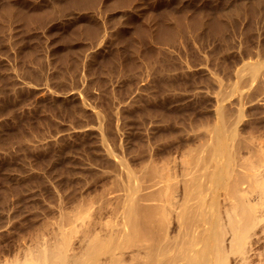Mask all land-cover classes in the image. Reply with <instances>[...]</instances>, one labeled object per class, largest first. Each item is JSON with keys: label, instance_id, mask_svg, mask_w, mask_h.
Here are the masks:
<instances>
[{"label": "rangeland", "instance_id": "374dc122", "mask_svg": "<svg viewBox=\"0 0 264 264\" xmlns=\"http://www.w3.org/2000/svg\"><path fill=\"white\" fill-rule=\"evenodd\" d=\"M263 68L264 0H0V264H237Z\"/></svg>", "mask_w": 264, "mask_h": 264}, {"label": "bare ground", "instance_id": "6f19581e", "mask_svg": "<svg viewBox=\"0 0 264 264\" xmlns=\"http://www.w3.org/2000/svg\"><path fill=\"white\" fill-rule=\"evenodd\" d=\"M247 62V61H246ZM245 62V63H246ZM249 63V62H248ZM255 65L252 66V70H253V73L255 74V76H258L260 74V68L258 67H254ZM262 68V67H261ZM264 69V68H263ZM258 148V147H257ZM261 148V147H260ZM263 149V148H262ZM261 150V149H260ZM253 152V151H252ZM263 152V151H262ZM222 154V153H221ZM260 154V153H259ZM217 155V154H215ZM235 155V154H234ZM248 155V154H247ZM262 155V154H261ZM242 156V154H241ZM260 156V155H259ZM217 157V156H216ZM223 157V154L222 156ZM253 157V156H252ZM258 157V156H257ZM256 157V158H257ZM261 157V156H260ZM264 157V156H263ZM235 158V157H233ZM248 158V157H247ZM250 158V157H249ZM254 158V157H253ZM218 159V158H216ZM220 159V158H219ZM230 159V158H229ZM228 159V160H229ZM237 159V158H236ZM236 159H235V162H236ZM251 159V158H250ZM228 160L226 161V159L224 161H226L228 163ZM216 161V160H215ZM238 161H241V158L238 160ZM237 161V162H238ZM243 161H244V158H243ZM258 161V160H256ZM260 161V160H259ZM221 162V161H220ZM232 162V161H231ZM230 162V163H231ZM241 162H239L240 164ZM244 163V162H243ZM246 163V161H245ZM217 164V163H216ZM256 164V162H255ZM215 165V164H214ZM223 165V164H222ZM232 165V164H231ZM234 165H237V164H234ZM233 165V166H234ZM248 165L250 166L249 168L252 170V173L245 177L244 175L239 178L236 182H234V186H233V199L235 201V205L232 209L231 214L232 215V225H233V229L232 231L234 233L233 236L231 237L230 235V238L226 236V239L229 240L230 242L232 243H239V253H238V256H237V264H253V259H254V249L252 247V245H248L250 244L249 243V238L251 237L250 236V233L248 234V229L249 228H258L260 227L261 229V232L264 234V190H263V187H262V190L263 192H255L252 188L255 187V185L253 186V184L255 183H258V180L260 179L259 177L263 176L261 175L262 171L261 169L256 168V166L254 165V163L252 162H249ZM247 165V166H248ZM257 165V164H256ZM260 165V164H258ZM228 166V165H227ZM241 166V165H240ZM239 165L238 166H235V167H240ZM243 166V164H242ZM234 167V168H235ZM245 167V166H244ZM237 169V168H236ZM229 171V170H228ZM250 171V170H249ZM247 171V172H249ZM236 172V171H235ZM242 172V171H241ZM244 172V171H243ZM251 172V171H250ZM229 173V172H228ZM237 174V173H236ZM264 174V173H262ZM240 175V174H239ZM234 176V175H233ZM241 176V175H240ZM237 178V177H236ZM234 178V179H236ZM264 180V179H263ZM264 182V181H263ZM262 185V184H261ZM260 186V185H259ZM259 188V187H258ZM260 189V188H259ZM210 191V189L208 190ZM208 195L210 197V194L208 192ZM205 196V194H204ZM207 196V195H206ZM208 197V196H207ZM201 198H203L201 196ZM205 199V198H204ZM232 199V200H233ZM259 199V201L257 202V200ZM254 200V203L253 201ZM256 200V202H255ZM233 203V202H232ZM233 207V205H232ZM231 216V215H230ZM231 220V219H230ZM251 228V229H252ZM256 230V229H255ZM261 235V234H260ZM259 235V236H260ZM261 237V236H260ZM225 238V237H224ZM251 239V238H250ZM264 239V238H263ZM226 241V240H225ZM235 241V242H234ZM222 242V240L220 241ZM196 243H194L195 245ZM221 244V243H220ZM219 244V245H220ZM225 244V243H224ZM193 245V244H192ZM191 245V246H192ZM193 245V246H194ZM197 245V244H196ZM234 245V244H233ZM222 246V249H223V245ZM191 248H194V247H191ZM196 249V247H195ZM219 249V248H218ZM256 251V250H255ZM220 252V251H219ZM46 253V252H45ZM263 253V252H262ZM44 254V253H43ZM51 254V253H50ZM52 254H56V253H53ZM264 254V253H263ZM45 256V255H44ZM47 256V255H46ZM52 257V256H51ZM44 258L42 261L44 263V260L47 261L49 259H47L46 257H43ZM46 258V259H45ZM56 258V259H55ZM55 260L57 261L58 264H62V262H64V257H63V254L60 252L58 254L55 255ZM264 258V255L263 257ZM29 259H31V257H29ZM35 259V258H34ZM26 260L29 262V264H36V259L35 260ZM64 259V260H63ZM25 261V262H26ZM41 261V260H40ZM55 261V262H56ZM20 262V261H19ZM48 262V261H47ZM54 262V261H53ZM54 262V263H55ZM23 263V262H22ZM27 263V262H26ZM25 263V264H26ZM51 263V262H50ZM56 263V264H57ZM19 264V263H17ZM39 264V263H38ZM47 264V263H46ZM53 264V263H52ZM65 264V263H64ZM225 264V263H224ZM257 264H264V259L261 260L259 263L257 262Z\"/></svg>", "mask_w": 264, "mask_h": 264}]
</instances>
